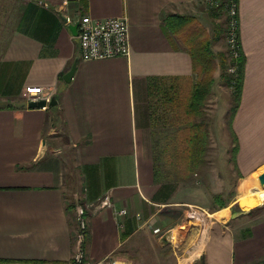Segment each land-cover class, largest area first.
Wrapping results in <instances>:
<instances>
[{"label":"crops","instance_id":"crops-1","mask_svg":"<svg viewBox=\"0 0 264 264\" xmlns=\"http://www.w3.org/2000/svg\"><path fill=\"white\" fill-rule=\"evenodd\" d=\"M60 10L72 21L128 17L131 54L83 60ZM175 15L196 17L216 53L215 44L226 41V15L209 12L203 0H0V259L62 263L82 246L92 260L115 255L149 264L162 260L168 240L173 264H264V200L252 209L258 214L233 215L230 206V215L228 208L203 210L197 223L196 205L156 178L155 147L175 129L162 92L197 81L193 58L172 30ZM239 36L246 63L231 129L236 163L257 194L264 175L253 173L264 165V0H239ZM30 86L44 87L58 103L29 107ZM107 194L113 206L95 210ZM245 196L231 203L245 208ZM80 205L88 225L82 243ZM122 207L126 218L115 214ZM136 212L165 234L140 225ZM176 231V240L165 237Z\"/></svg>","mask_w":264,"mask_h":264},{"label":"trees","instance_id":"trees-1","mask_svg":"<svg viewBox=\"0 0 264 264\" xmlns=\"http://www.w3.org/2000/svg\"><path fill=\"white\" fill-rule=\"evenodd\" d=\"M214 12L219 11H212V13ZM170 24L173 28L172 30L176 28L185 48L193 58L197 81L191 85L177 84L172 86V89L168 90L167 88L162 92V97L168 98L165 101L168 102V107L171 110L172 125L174 124L175 129L168 135V143L166 142L165 145L159 143L155 147V151L158 153V157L156 156L155 160V173L156 178L161 177V170L158 167L160 159L170 156L173 159L172 164L175 170L179 171L178 174L180 173L181 175L179 176L182 179H188L205 160L210 147L209 123L204 118V115L208 98L212 94L218 66L220 65L221 69L226 70V83L233 89V102L230 108V126H232L242 97L246 58L242 46L240 55L237 58L232 57L228 47L225 54L221 53L218 55L212 48L207 29L194 16L175 15L172 16ZM233 66L236 67L235 72H230L229 68ZM237 149L238 144L236 143L234 147L235 154ZM214 198L220 201V208L226 206V202L222 200L220 195H215ZM76 220L77 235H79V220L75 218ZM5 262L15 264L59 263L45 260L0 259V263ZM200 264L205 263L202 260Z\"/></svg>","mask_w":264,"mask_h":264},{"label":"rangeland","instance_id":"rangeland-1","mask_svg":"<svg viewBox=\"0 0 264 264\" xmlns=\"http://www.w3.org/2000/svg\"><path fill=\"white\" fill-rule=\"evenodd\" d=\"M218 14H220L224 20L225 14L223 12H218ZM220 41L221 42L215 44L216 48L219 49L217 50L218 55H220L221 52L224 54L226 53V41H223V37ZM220 49L224 50L221 51ZM225 73L226 70L221 69L220 67L219 75L216 76L213 85L211 100H208L205 106L204 118L209 123L210 132V147L205 160L196 171L188 177V179H182L180 177L181 175L180 173L178 174L179 171L175 170V167L172 164L173 159L170 156L162 157L158 164V167H160L161 170V178L164 181L174 183L177 190L180 192L179 199L181 201L188 200L191 204L196 205L191 209L193 215L198 216L196 219L197 223H200L203 218L201 216L204 213L203 210H207L212 214L222 208H228V215H230V206H233V210L236 211V214H243L247 211L248 214H258V209H252L256 208L264 200V175L257 177L258 189L260 191L257 194H250V183L248 180L244 179L249 175H243L236 163L234 147L237 141L230 126V108L233 102V89L227 85ZM161 135L163 137L168 134L167 132H161ZM156 156L158 157V153H156ZM263 169L264 165L253 173L262 171ZM238 194H246L245 197L247 199L245 205H247V207L245 208H250L251 210L243 208L240 203L238 204V201L231 203L237 200ZM215 195H220L222 197V200L226 202L225 207H219L220 201L214 198ZM215 216L218 217L219 214H215ZM77 217L79 220V216ZM177 233V231L174 233L176 239L178 238ZM165 241L166 244L163 247L164 254L162 260H150L149 264H160L159 262H163L162 264H173L171 260L172 248L168 240ZM150 246H153V244ZM5 263L10 264V262Z\"/></svg>","mask_w":264,"mask_h":264},{"label":"built area","instance_id":"built-area-1","mask_svg":"<svg viewBox=\"0 0 264 264\" xmlns=\"http://www.w3.org/2000/svg\"><path fill=\"white\" fill-rule=\"evenodd\" d=\"M204 5L209 11H219L226 15V43L231 51L232 57L237 58L240 55V36H239V0H203ZM66 23L78 24L79 56L85 61L104 60L116 57H129L131 54L130 25L128 17H107L93 18L91 15H81L76 21H72L69 16L59 11ZM236 67L229 68L230 72H235ZM27 101H50L51 96L42 86H30L25 89ZM110 196L104 195L92 207L97 210L104 207H112ZM79 216V240L84 241L88 231L87 220L84 218L85 207L80 205L77 208ZM118 217L126 218L130 215L127 207L115 209ZM134 217L140 225L144 224L150 227L155 234L161 236L165 231L161 226L144 218L143 213L136 212ZM124 228V224H121ZM166 238L175 239L171 233L165 235ZM58 264H126L121 262L113 255L106 256L99 260H92L87 257L82 246H79L72 258L68 261Z\"/></svg>","mask_w":264,"mask_h":264},{"label":"water","instance_id":"water-1","mask_svg":"<svg viewBox=\"0 0 264 264\" xmlns=\"http://www.w3.org/2000/svg\"><path fill=\"white\" fill-rule=\"evenodd\" d=\"M70 29L72 30V32L77 35L78 34V24H70L69 25ZM78 59L76 58L72 67L70 68V70L64 75V79L67 82H70L72 80V78L74 77V74L76 72V68L78 65ZM58 103V100L56 99V97H52V99L50 101H46V100H39V101H30L28 103L29 107H53ZM236 214V211L233 210V215Z\"/></svg>","mask_w":264,"mask_h":264}]
</instances>
